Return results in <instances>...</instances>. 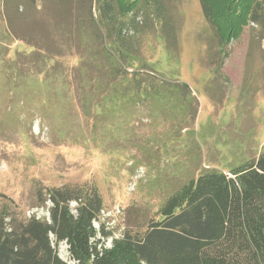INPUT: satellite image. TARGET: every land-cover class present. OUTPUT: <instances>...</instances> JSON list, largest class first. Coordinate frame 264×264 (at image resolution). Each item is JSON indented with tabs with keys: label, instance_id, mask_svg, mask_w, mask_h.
I'll use <instances>...</instances> for the list:
<instances>
[{
	"label": "rangeland",
	"instance_id": "obj_1",
	"mask_svg": "<svg viewBox=\"0 0 264 264\" xmlns=\"http://www.w3.org/2000/svg\"><path fill=\"white\" fill-rule=\"evenodd\" d=\"M207 1L210 20L201 0L167 3L170 41L156 21L125 27L124 61L90 0H0V208L48 219V189L96 188L111 247L190 181L264 152V30L242 18L224 48L231 0Z\"/></svg>",
	"mask_w": 264,
	"mask_h": 264
},
{
	"label": "trees",
	"instance_id": "obj_2",
	"mask_svg": "<svg viewBox=\"0 0 264 264\" xmlns=\"http://www.w3.org/2000/svg\"><path fill=\"white\" fill-rule=\"evenodd\" d=\"M90 1L92 18L95 5L101 30L110 33L111 52L120 50L124 61L131 51L124 52L118 41L123 42L129 25L137 31L139 24L156 21L167 40L173 37L167 7L173 0ZM201 4L210 20L211 4ZM228 9L234 20L227 13V25H213L224 48L247 26L242 18L264 30V0H231ZM184 88L189 90L187 84ZM233 175H200L162 205L146 231L127 233L111 247L104 246L94 226L104 208L96 188L48 189V219L18 218L5 204L0 208V264H69L56 249L61 243L68 245L76 264H264V152ZM72 202L78 203L76 213Z\"/></svg>",
	"mask_w": 264,
	"mask_h": 264
}]
</instances>
